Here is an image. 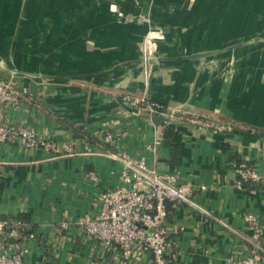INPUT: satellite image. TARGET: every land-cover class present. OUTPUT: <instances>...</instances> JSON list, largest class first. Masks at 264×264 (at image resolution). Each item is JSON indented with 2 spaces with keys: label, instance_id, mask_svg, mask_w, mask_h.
Here are the masks:
<instances>
[{
  "label": "crops",
  "instance_id": "1",
  "mask_svg": "<svg viewBox=\"0 0 264 264\" xmlns=\"http://www.w3.org/2000/svg\"><path fill=\"white\" fill-rule=\"evenodd\" d=\"M81 15L86 13L79 15L81 24L76 21L72 25V35L68 27L60 41L51 40L53 52L45 51L51 47L41 37L34 61L27 53L28 37L24 36L34 30L19 24V40L10 45L19 16L12 15L10 21L5 14L0 16V79L14 80L27 90L25 104L9 110L8 121L35 128L40 136L54 140L61 148L70 145L75 151L57 157L19 142L0 144V236L2 222L25 216L33 235L23 241V258L29 264H122L116 245L98 242L74 224L84 215L98 213L92 205L98 192L121 185V165L105 155L106 151L80 139L56 120L59 118L104 145L109 144L103 137L112 134L114 141L109 146L118 154L144 157L150 166L177 173L181 183L194 188L192 200L217 220L204 218L188 205L172 208L170 204L166 228L175 243L170 264H235L245 258L252 248V230L245 216L256 215L264 232V182L244 184L239 189L233 166L244 161L263 172L264 135L241 129L231 134L202 130L177 120L171 123L175 133L167 143L165 124L156 125L122 98L148 96L205 120H225L264 131V52L254 55L252 48L241 46L248 50L239 55L234 51L231 57L211 55L192 60L191 56L217 47L205 41L192 45L188 40L185 48L194 50L179 57V51L162 42L160 66L145 83L142 74L136 72L140 67L135 59L138 47L124 45V36L133 29L125 32L116 28L120 38L113 43L101 31L102 41L98 43L93 25L86 20L90 17ZM41 32L45 33L44 28ZM137 36L133 32L129 43L137 41ZM95 51L100 52V60L94 59ZM109 54L124 66L112 78L102 67ZM168 54L176 61L165 63ZM99 66L102 71L96 80H103L104 75L107 83L91 82L90 72ZM47 67L54 68L53 72ZM158 140L160 144L153 150L148 148ZM174 147L178 148L177 155ZM92 172L97 173L98 184L88 179ZM65 221L68 228L63 229L61 223ZM262 244L264 248V240ZM128 264H154L153 256L144 249Z\"/></svg>",
  "mask_w": 264,
  "mask_h": 264
},
{
  "label": "built area",
  "instance_id": "2",
  "mask_svg": "<svg viewBox=\"0 0 264 264\" xmlns=\"http://www.w3.org/2000/svg\"><path fill=\"white\" fill-rule=\"evenodd\" d=\"M149 56L144 58V68L147 71L148 62L156 61L152 58V47ZM13 74H17L16 71ZM146 75V74H144ZM145 77V76H144ZM27 90L19 88L14 80L0 79V144L19 142L28 149H41L53 156L74 154L70 145L60 147L52 139L39 135L35 128L22 123H10L7 114L11 109H19L25 103ZM125 103L136 110L138 114L150 118L161 116L171 124L177 120H185L202 130H211L231 134L235 128L231 124L205 120L198 115L183 110L180 107H169L152 100L149 97L124 96ZM106 144L112 145L114 136L106 134L103 137ZM160 141H156L149 149H154ZM121 165L119 176L121 185L98 192L93 206L98 209L94 216L84 215L74 224L79 230L85 231L98 242L118 247L122 264H128L141 250H148L153 256L154 264H170L173 257L175 243L169 238L166 228L168 218V204L172 208L188 205L206 219L217 220L210 212L202 209L193 200L194 188L190 184L180 182L177 173H164L154 166H150L144 157L133 158L126 152L106 153ZM234 170L239 178L238 188L244 184L264 182V171L259 172L247 162L234 164ZM88 179L98 184L97 173L89 174ZM202 191L206 187H201ZM0 238V264H29L23 258L24 244L12 242L19 237L18 228L22 225L16 220L11 223L4 221ZM245 223L252 230L250 242L252 248L249 254L235 264H258L264 262V232L256 215L245 216ZM226 226V225H225ZM63 229L68 223H61ZM228 227V226H226ZM29 238H33L31 235Z\"/></svg>",
  "mask_w": 264,
  "mask_h": 264
},
{
  "label": "rangeland",
  "instance_id": "3",
  "mask_svg": "<svg viewBox=\"0 0 264 264\" xmlns=\"http://www.w3.org/2000/svg\"><path fill=\"white\" fill-rule=\"evenodd\" d=\"M9 1L11 5L7 6L5 2L8 4V0H0V16L5 14L7 21L11 20L12 15L18 14L19 16L16 22L18 25L15 26L16 33L13 34L10 45H14L19 37V24H23L24 27L28 26L30 31L34 30L32 35H24L28 37L26 39L29 46L27 53L30 54L31 59L38 57L35 46L38 41L39 44L42 42L41 37L44 36L46 45L51 47L50 51H45L53 52L51 50L55 49V46L51 44V40L53 42L60 41L68 27H70L72 35V25L75 26L76 21L77 24H81L78 19L83 21L79 16L80 13H86V15H81L83 17H90L86 20L88 24L93 25L95 30L93 36L98 43L102 41L101 31H104L109 42L113 43L120 38L117 29L118 31H125L127 28L133 29L135 35H138V40L129 43L128 38L132 37L133 32L128 31L124 36L126 37L124 45L128 43L138 47L139 53L136 54L135 59L140 67H137L136 72L145 76V83L160 66L158 59L161 58L159 48L162 42H168L170 47L179 51V57L188 53V50L189 52L194 50L185 48L188 40H190L188 44L192 45L205 41L207 45L216 46L217 48L212 51V53L216 52L212 55L215 56L214 58L231 57L235 55L234 51L239 55L243 52L242 50L247 51L248 47L252 48L250 51L254 55L264 52V0ZM97 26H105V28L100 29ZM43 28L45 33L41 32ZM17 43L21 45L19 41ZM241 46L248 47L240 49ZM149 47H152L154 55L152 58L156 61L155 65L150 66L146 71L144 58L147 55V58L150 57ZM181 51L183 52L181 53ZM100 55V52L95 51L94 59L97 57L100 60ZM170 56L168 54L169 59L167 58L165 63L176 61ZM32 60L34 61V59ZM119 63L120 61L114 54H109L108 61L102 65L106 70H109V78H112L113 73L121 72L124 69V66ZM50 64H52V60ZM31 66L32 68L36 67V65ZM52 66L56 68L54 64ZM54 68L47 67L46 69L53 72ZM101 71V66L93 68L90 72L91 82L94 84L107 83L106 80L104 81L107 79L103 78L104 75L101 76L103 80H96V77L101 75ZM15 76L17 77L18 74Z\"/></svg>",
  "mask_w": 264,
  "mask_h": 264
},
{
  "label": "trees",
  "instance_id": "4",
  "mask_svg": "<svg viewBox=\"0 0 264 264\" xmlns=\"http://www.w3.org/2000/svg\"><path fill=\"white\" fill-rule=\"evenodd\" d=\"M32 106H35L36 104L31 102ZM43 109V108H42ZM56 120L58 122H60L62 125L66 126L67 128H70V130L77 135L80 139L86 140L89 143L93 144L94 146H96L99 149H102L103 151H106V153H116V150H114L111 146L109 145H104L102 144L99 140H96L95 138H92L90 135H88V133L86 132H82L80 129H78L77 127L73 126L70 127V124H68L66 121L61 120L59 118H56ZM218 123H226V124H231L235 130L241 129L247 132H252V133H260L262 135H264V131L253 128V127H247V126H240V125H236L235 123L229 122V121H225V120H221V121H217ZM166 130H165V139L167 141V143L171 142V140L173 139V135L175 133L174 131V127L172 124H165ZM178 154V148L174 147V155ZM170 204H168L167 206H169ZM16 220L21 222V226L18 228L19 231V237L15 240H10L12 242H16L19 243L20 245L23 244L24 239L29 238L32 234L29 232L28 228H29V222H28V218L25 216H22L21 218H16V219H8L5 221H10L11 223L15 222Z\"/></svg>",
  "mask_w": 264,
  "mask_h": 264
},
{
  "label": "water",
  "instance_id": "5",
  "mask_svg": "<svg viewBox=\"0 0 264 264\" xmlns=\"http://www.w3.org/2000/svg\"><path fill=\"white\" fill-rule=\"evenodd\" d=\"M215 53L216 52L205 53V54H197V55L191 56L190 59L194 60V59H198V58H204V57H208V56L214 55ZM147 64L148 65H155V61L148 62ZM142 78H143V80H145V77L143 75H142ZM152 120L158 126H162V125L168 123V120L166 118H164V117H161V116H154L152 118Z\"/></svg>",
  "mask_w": 264,
  "mask_h": 264
}]
</instances>
